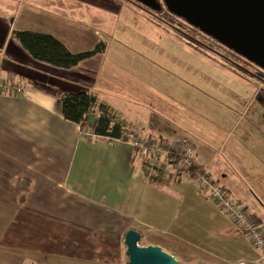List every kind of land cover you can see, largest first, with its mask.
I'll list each match as a JSON object with an SVG mask.
<instances>
[{"label": "crops", "instance_id": "1", "mask_svg": "<svg viewBox=\"0 0 264 264\" xmlns=\"http://www.w3.org/2000/svg\"><path fill=\"white\" fill-rule=\"evenodd\" d=\"M77 1L115 15L126 7ZM61 3L0 0V80L25 88L22 94H0V264H125L129 230L140 233L142 246H159L179 262L180 248L196 236L197 248L228 245L236 252L243 237L210 207L196 184L169 163L136 153L129 143L94 135L99 112L84 125L65 119L60 96L91 92L126 130L140 136L189 137L199 165L264 229L263 82L213 59L186 76L184 68L154 65L155 57L144 60L121 39L96 28L91 37L83 34L89 45L72 49L71 38L81 42L76 32L84 28L48 8ZM133 20L134 25L144 21ZM22 30L51 34L73 53L92 50L93 41L106 48L72 68H58L34 59L17 42L13 33ZM199 57L209 59L203 53ZM134 82L139 98L129 91ZM252 86L257 108L249 117L243 94L250 95ZM164 230H170L173 242L157 238ZM246 242L249 257L221 264L240 259L255 264L259 254Z\"/></svg>", "mask_w": 264, "mask_h": 264}, {"label": "rangeland", "instance_id": "2", "mask_svg": "<svg viewBox=\"0 0 264 264\" xmlns=\"http://www.w3.org/2000/svg\"><path fill=\"white\" fill-rule=\"evenodd\" d=\"M91 3H96L100 6H104L106 8L113 9L114 2H122L126 7H124V11L120 13V15H115L109 13L108 11L99 10L100 7L94 5H88L81 3L77 0H61V5H48L53 11H59V16L67 21L70 19L72 23H82L84 32L78 31L76 35L81 37L82 41H73L71 38V48L72 49H84L85 45H89L88 37H84L83 34L87 36H92V29L96 28L99 31L105 32L107 35L112 37H116V39H121L126 46L130 50H134L138 57L143 56L145 60L147 57L153 56L154 62L152 64H164L168 67H178L184 68L185 75L189 76L190 73H186L189 69L195 70L196 67L203 68L201 66H206L208 63L206 61L211 62V60H217L219 63L223 65H230L234 68H237L241 72L246 70L252 76L253 74L258 73L259 80L264 84V71L254 64L249 62L243 58H235L233 57L229 51L225 48H221L218 44L213 43L208 36L198 31L194 30V27L186 23L184 20L180 19L175 15H165L159 12H155L150 8L136 2L135 0H90ZM163 6L164 0H159ZM130 3V4H129ZM94 6V7H92ZM132 7V9L128 8ZM98 8V9H96ZM93 15V16H92ZM100 18H97V16ZM133 16L135 18H139L140 20H144L140 25L133 24ZM67 18V19H66ZM93 20V21H92ZM146 20V21H145ZM151 21V22H150ZM76 26V25H75ZM78 28V26H76ZM71 29V35H72ZM91 34V36L89 35ZM167 35V36H164ZM177 35V36H176ZM176 36V37H175ZM171 38V39H168ZM176 38V39H175ZM182 38V39H181ZM180 41V42H178ZM96 44L97 41H93ZM84 43V44H83ZM80 44L84 46H80ZM222 45V44H221ZM225 47V46H224ZM206 54L209 59L200 58V54ZM211 59V60H210ZM251 64V65H250ZM127 75L123 76V79L127 81ZM190 78V77H189ZM129 82H133L132 78L128 80ZM24 88V87H23ZM140 87L138 84L133 83V87L130 88V93L135 98H139V93L137 92ZM152 90V89H151ZM158 92V90H153ZM257 91L254 86L251 87L249 91L251 94L248 95V92L243 94L244 98L247 100V103L244 107L247 106L249 117L254 116L257 108L256 102L251 101V98H254V93ZM237 92V90H236ZM243 93V92H242ZM260 96L264 97V90L260 93ZM256 100L257 97H255ZM241 109V108H240ZM248 117V118H249ZM126 130V129H125ZM231 140H234V136ZM226 152L228 147L226 146ZM223 157H227L226 154L221 155ZM225 162V161H224ZM235 163V162H234ZM260 164V163H255ZM191 182V181H188ZM192 183V182H191ZM211 208L217 211L215 205H210ZM219 212V211H218ZM221 215V213H219ZM222 216V215H221ZM224 225H227V221L224 219ZM227 222V223H226ZM230 226L234 227L232 224L228 223ZM195 228L201 231V227L194 225ZM229 227V226H228ZM178 229V228H177ZM237 229V228H236ZM231 231V229H229ZM238 230V229H237ZM165 234L157 233V238L164 241L173 242L174 238L169 234L170 230H164ZM202 232V231H201ZM173 233V232H172ZM179 233V230H178ZM240 236L243 237V246H239L238 250L234 251V247L224 245L218 247L216 250L209 248H197V246L201 247L199 242H197L199 238L193 237L191 243L186 245L185 243L182 245L185 248H180L177 241L176 248L180 251L177 257L179 260L181 259L180 264H221V260L226 259L228 261L234 260L236 257L241 256L240 258L249 257V253L251 252V248L247 245L246 237L238 230ZM237 234V232H236ZM228 235H232V233H228ZM246 240H245V239ZM173 243V244H174ZM142 243L139 242V246ZM193 245V246H192ZM198 249V250H197ZM202 250L205 252L203 253ZM245 256V257H244ZM239 258V257H238ZM178 259V258H177ZM245 260V259H244ZM247 261V260H246ZM248 262V261H247ZM125 264H128V256H126Z\"/></svg>", "mask_w": 264, "mask_h": 264}, {"label": "water", "instance_id": "3", "mask_svg": "<svg viewBox=\"0 0 264 264\" xmlns=\"http://www.w3.org/2000/svg\"><path fill=\"white\" fill-rule=\"evenodd\" d=\"M160 12L166 8L204 35L264 71V0H135ZM264 80V79H263ZM141 235L125 234L128 264H180L159 246H139Z\"/></svg>", "mask_w": 264, "mask_h": 264}, {"label": "built area", "instance_id": "4", "mask_svg": "<svg viewBox=\"0 0 264 264\" xmlns=\"http://www.w3.org/2000/svg\"><path fill=\"white\" fill-rule=\"evenodd\" d=\"M24 92L25 88L18 85L15 80H0V94H22ZM84 134L90 135V131L86 130ZM117 140L129 143L136 153L144 157L169 163L175 171L181 174L183 179L196 184L207 199L215 205L219 213L236 227L258 252L259 259L256 263L264 264L263 227L209 171L199 165L195 158L196 147L191 139L181 137L167 140L161 137H144L131 130H123L122 136ZM231 264H249V262L240 259Z\"/></svg>", "mask_w": 264, "mask_h": 264}, {"label": "trees", "instance_id": "5", "mask_svg": "<svg viewBox=\"0 0 264 264\" xmlns=\"http://www.w3.org/2000/svg\"><path fill=\"white\" fill-rule=\"evenodd\" d=\"M159 13L172 15L166 8ZM194 30L198 31L196 28H194ZM13 37L34 59L63 69L72 68L81 61L101 53L106 48L105 43L100 41L92 50L73 53L55 36L32 30L16 31L13 33ZM208 39L218 44L219 47L227 49L211 37H208ZM227 51L235 58H242L229 49H227ZM256 75H258V73L253 74V76L259 78ZM60 100L63 116L65 119L76 124L84 125L91 114L99 112L100 116L92 127V132L96 136L117 140L122 136L123 130L126 129L120 121L116 120L115 113L110 107L100 102L91 92L84 90L74 93L63 92L60 96ZM146 175L148 176V174ZM151 177L149 178L152 179Z\"/></svg>", "mask_w": 264, "mask_h": 264}, {"label": "bare ground", "instance_id": "6", "mask_svg": "<svg viewBox=\"0 0 264 264\" xmlns=\"http://www.w3.org/2000/svg\"><path fill=\"white\" fill-rule=\"evenodd\" d=\"M8 94V93H7ZM142 246V245H141Z\"/></svg>", "mask_w": 264, "mask_h": 264}]
</instances>
